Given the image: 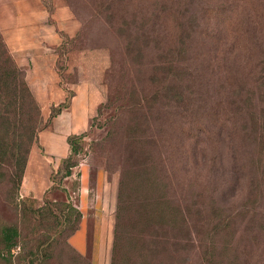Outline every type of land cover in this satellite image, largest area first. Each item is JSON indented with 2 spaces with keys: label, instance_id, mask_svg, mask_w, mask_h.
<instances>
[{
  "label": "rangeland",
  "instance_id": "374dc122",
  "mask_svg": "<svg viewBox=\"0 0 264 264\" xmlns=\"http://www.w3.org/2000/svg\"><path fill=\"white\" fill-rule=\"evenodd\" d=\"M6 1L0 22L6 17L9 29L22 14ZM20 1L27 32L13 45L26 44L23 65L3 27L0 32L29 74L46 126L19 182L17 155L0 157V231L14 226L20 234L11 253L0 242V264H206L208 219L194 208L195 181L205 183L208 156L203 145L192 149L188 119L180 115L182 108L189 115L194 70L203 84L214 74L226 77L217 65L233 67L235 83L246 88L250 71L263 70L264 57L257 50L250 55L252 40L242 32L251 28L264 43V0ZM33 9L35 21L28 14ZM197 26L202 33L194 41ZM181 34L185 53L168 57L177 60L178 71L167 83L182 90L183 103L173 94L163 99L155 90L162 81L146 76V67L151 70ZM203 44L210 57L195 60L193 48ZM222 154L221 174L228 177L229 149ZM124 166L129 172L118 224ZM223 190L226 203L241 195L230 182ZM80 231L87 235L82 253L73 247Z\"/></svg>",
  "mask_w": 264,
  "mask_h": 264
},
{
  "label": "trees",
  "instance_id": "16d2710c",
  "mask_svg": "<svg viewBox=\"0 0 264 264\" xmlns=\"http://www.w3.org/2000/svg\"><path fill=\"white\" fill-rule=\"evenodd\" d=\"M221 3L225 5L224 1ZM213 10L208 8L209 13H213ZM220 10L215 15L217 18H222L224 10ZM194 21L197 24L195 18ZM197 29L194 31V41L200 26ZM250 29L242 32L252 40L250 46L247 45V51L252 55V51L257 50L264 57V43ZM203 47L204 44L193 48L195 60L210 57L206 56ZM183 51L185 44L181 34L177 44L164 52L151 70L149 66L146 67L148 79L162 81L155 87L158 95L163 99H172L173 94L180 99V103L186 100L182 90L174 91L173 81L167 83L171 71L174 68L178 71V63L168 57L182 59ZM261 64L264 65V61ZM216 68L226 77L220 78L214 74L209 83L203 84L194 70L191 104L188 102L189 115L186 118L183 108L180 115L181 119H188L192 149L198 152L203 145L205 158L208 156L205 183L195 181L199 188L195 190L194 208L197 217L205 214L208 219L207 239L210 242L206 247L205 260L206 264H264V67L256 73L250 71L247 78H254L248 88L235 83V68L222 70L221 65ZM179 75L178 72L172 77L177 79ZM134 85L137 84L132 85L133 90ZM141 101L135 100L131 104L137 107ZM149 112L145 111V114ZM156 112L160 113V109ZM45 126L41 108L28 86L26 74L17 66L0 32V157L10 160L17 155L18 182L29 152ZM224 147L229 149L232 160L228 177L221 174ZM128 172L129 169L124 166L120 181L118 224L119 215L125 209L121 192ZM229 182L233 188L241 191L238 200L232 203L224 200L223 186ZM141 207L145 209L143 204ZM19 236V230L14 226L1 229L0 242L4 250L11 253Z\"/></svg>",
  "mask_w": 264,
  "mask_h": 264
},
{
  "label": "crops",
  "instance_id": "0c3cea01",
  "mask_svg": "<svg viewBox=\"0 0 264 264\" xmlns=\"http://www.w3.org/2000/svg\"><path fill=\"white\" fill-rule=\"evenodd\" d=\"M2 1H4V0H0V2H2ZM6 2L8 3L9 7H15V8H17V10H19V11H16L17 13L14 12V13H16V15L20 14V13L22 14L21 16H19V15H17L16 17L14 16V20H15L14 25L9 26L10 27L9 29L6 28V26H4V23H3L6 20V17L2 18V20L0 22V27H3L2 32H3L5 39L10 38L11 43L9 46L12 48L13 52L16 53V55L18 56V62L23 65V59L20 58L19 55L27 50V46H26V44L22 43L21 41H19V45L16 47H14L13 44H14V39H16V38H19L22 40L25 39L27 27H25V25H24L25 23L22 21V19L23 20L27 19L26 13L21 10L22 2L20 0H7ZM28 14H30V16H31V17H29V19L31 18L34 21L38 20L37 19L38 15H37L36 9H33ZM20 21H22V22H20ZM28 79H29V74H28V76L26 75V80H27V83L29 86ZM29 88H30V86H29ZM31 92H32V90H31ZM73 247L79 253L87 251V235H86V232L80 231L73 236Z\"/></svg>",
  "mask_w": 264,
  "mask_h": 264
}]
</instances>
